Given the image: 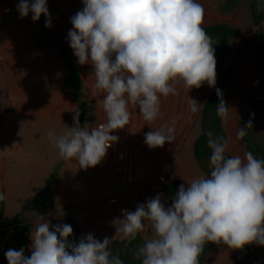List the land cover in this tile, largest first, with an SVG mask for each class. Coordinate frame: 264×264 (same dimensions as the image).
Returning <instances> with one entry per match:
<instances>
[{
  "label": "crops",
  "instance_id": "0c3cea01",
  "mask_svg": "<svg viewBox=\"0 0 264 264\" xmlns=\"http://www.w3.org/2000/svg\"><path fill=\"white\" fill-rule=\"evenodd\" d=\"M198 2L204 7V28L226 24L239 30L225 60V66L233 69L234 78L223 100L230 111L226 120L220 117V124L227 140L226 155L243 158L246 150L237 131L246 128L248 122L241 112L256 122L258 130L252 136L264 149V117L250 102L256 100L264 106V77L256 72L255 63L248 57L258 52L251 4L264 15V0H240L226 12L221 10L223 0ZM19 3L20 0H0V192L6 197L0 203V231L6 230L9 235L14 226L12 219L25 211L23 204L54 176L56 188L46 208L52 210L24 219V223L32 225L25 256L31 255L30 233L43 221L54 226L71 221L84 236L92 234L101 242L105 237L112 242L122 241L126 238L117 233L113 222L124 218L123 210L135 211L137 205L146 204L157 195L169 207L159 187V176L184 181L187 186L195 178L207 177L194 158L193 145L199 132V111L213 87L205 82L200 88L189 90L177 82L175 95L161 96L160 114L153 122L145 121L138 107L131 108L129 124L111 133L119 140L97 166L83 169L75 159L63 161L48 132L59 136L74 127L73 116L78 107L62 86L67 71L52 41L39 22L32 20V13L20 18ZM47 7L51 20L48 28L69 51L82 80V95L91 102L83 128H97L106 122V114L99 102L101 96L92 88L94 69L91 64L77 62L68 39L73 27L70 18L83 9V2L47 0ZM41 19L46 23L48 18L41 15ZM260 31L264 35V17ZM192 99L201 104L196 112L192 111ZM168 127L173 128V142L157 148L146 145L147 132ZM138 235L145 242L152 238V230L146 228ZM2 253L0 242V257ZM203 264H248L246 246L229 249L215 244L206 252Z\"/></svg>",
  "mask_w": 264,
  "mask_h": 264
},
{
  "label": "clouds",
  "instance_id": "9594fccd",
  "mask_svg": "<svg viewBox=\"0 0 264 264\" xmlns=\"http://www.w3.org/2000/svg\"><path fill=\"white\" fill-rule=\"evenodd\" d=\"M83 9L70 18L68 33L71 49L80 65L91 64L95 82L93 91L101 96L106 122L92 129L79 125L59 136L48 132L61 160L75 159L80 168L95 167L119 140L111 135L125 128L138 107L151 123L160 114V98L176 94L177 82L189 90L207 82L216 84L215 48L203 25L204 7L198 0H82ZM21 19L32 13L41 15L45 27H51L47 0H20ZM218 97L221 96L217 89ZM192 111H198L192 99ZM217 114L227 119L229 109L221 99ZM238 128L243 139L247 129ZM173 128L151 130L145 134L149 148L162 147L175 140ZM210 156V176L195 178L186 187L181 184L165 207L161 196L137 205L135 211L123 210V219L114 220L117 233L129 241L146 228L152 230L135 252L142 264H200L206 243L243 249L256 243L264 246V159L252 152L226 155L227 140L206 134ZM6 199L0 192V201ZM73 229L68 224L52 226L40 222L30 233L31 255L24 248L9 249L8 264H123L113 255L112 239L97 240L94 235L70 242Z\"/></svg>",
  "mask_w": 264,
  "mask_h": 264
},
{
  "label": "trees",
  "instance_id": "16d2710c",
  "mask_svg": "<svg viewBox=\"0 0 264 264\" xmlns=\"http://www.w3.org/2000/svg\"><path fill=\"white\" fill-rule=\"evenodd\" d=\"M240 0H223L222 12L229 11L233 9ZM251 13L253 25L256 27L255 34L258 38V52L256 55L248 56L255 63L256 72L264 77V35L260 31V22L262 21L264 15L262 12H258L255 8L254 3L251 4ZM44 32L47 33L48 40L52 41L56 52L58 53L62 63L64 64L67 74L62 77V86L72 96V100L76 103L79 112V126L84 127L88 106L90 101L86 99L84 102L77 100L78 94H82V80L77 70L75 63L64 44L50 32V29L45 27V23L41 19L38 20ZM206 33L211 37L213 47L215 48V59H216V71L220 70L225 63L226 57L230 52V42L237 38L239 35V30L230 27L226 24H219L214 26H209L204 28ZM234 78V71L230 66L223 67L222 74L219 77L215 86L211 89L201 112V133L196 138L193 145V155L200 168V170L206 175L210 176L211 169L207 168L210 165V156L212 150L208 146L209 137L206 135L209 131L213 133V138L223 137L226 139L225 134L222 130L220 124V116L217 114L216 107L220 104L221 99L224 100V96L230 87ZM217 89L220 90L221 96L218 97ZM244 97H242L243 102ZM252 108L258 112L262 117H264V106L256 100H251ZM241 117L247 122L250 121L249 118L245 117L241 112ZM253 125V123H252ZM251 128L247 129L246 136L242 139L246 152H252L257 158L264 159V149L258 144V142L249 136ZM56 179L54 176H50L41 190L30 200L25 202L22 206V210H26L29 206L41 205L47 208L50 205V199H48V193L51 191ZM186 183L184 181H169L164 179V181L159 183L160 190L162 191L169 207L172 203V198L178 190L179 186ZM2 201H0L1 203ZM11 224L14 225L9 229V235L6 236V230L0 231V242L3 243V253L0 257V264H8L5 253L9 249L20 250L25 248L29 230L31 228L30 223H24V219H19L15 217L12 219ZM73 229L72 235L68 238L70 242H79L80 238L84 236L82 230L76 226L73 222L68 221ZM50 225L54 226L53 223ZM144 242L141 240L139 235H137L135 240L129 241L124 239L122 241H113L110 244V249L113 255H119L123 260V264H142L141 259H137L135 252ZM255 243L245 245L248 253V264H250L249 258L250 253L254 248ZM215 243L209 242L204 246V250L199 257L200 264L204 263V257L208 249L214 246Z\"/></svg>",
  "mask_w": 264,
  "mask_h": 264
},
{
  "label": "rangeland",
  "instance_id": "374dc122",
  "mask_svg": "<svg viewBox=\"0 0 264 264\" xmlns=\"http://www.w3.org/2000/svg\"><path fill=\"white\" fill-rule=\"evenodd\" d=\"M223 67H225V63L223 64ZM223 67L220 70L216 71V73H217V75H216V83H217L219 77L222 74ZM203 105H204V103H203ZM203 105H202V108H203ZM202 108L200 109L199 114H198V131H199L198 135L201 133V129H202L201 128V112H202ZM252 123H253V127L250 129L249 136L251 138L255 139L252 136V134H253L254 130L257 129V125H256L255 121H253ZM258 144H259V142H258ZM207 168L211 169V165H207ZM253 245H254V248H253V250L251 251V253L249 255L250 256V261H253V263L257 262L256 264H264V246L258 245L256 243L253 244ZM250 264H252V263H250Z\"/></svg>",
  "mask_w": 264,
  "mask_h": 264
},
{
  "label": "water",
  "instance_id": "95a60500",
  "mask_svg": "<svg viewBox=\"0 0 264 264\" xmlns=\"http://www.w3.org/2000/svg\"><path fill=\"white\" fill-rule=\"evenodd\" d=\"M29 3H32V0H28ZM77 100L80 102H84L86 101V98L79 93ZM56 186L54 185L53 188L51 189V191L48 193V199L52 198V194L53 191L55 190ZM52 207H50L48 210H46V208L42 207L41 205H33V206H29L24 212H22V214L19 216V219H25V218H29L35 215H44L47 211H51Z\"/></svg>",
  "mask_w": 264,
  "mask_h": 264
},
{
  "label": "built area",
  "instance_id": "2783aa9c",
  "mask_svg": "<svg viewBox=\"0 0 264 264\" xmlns=\"http://www.w3.org/2000/svg\"><path fill=\"white\" fill-rule=\"evenodd\" d=\"M0 25H1V17H0ZM257 51H258V50H257ZM99 126H101V125H98L97 127H99ZM158 181H159V182L164 181V179L162 178V176H159V177H158Z\"/></svg>",
  "mask_w": 264,
  "mask_h": 264
}]
</instances>
